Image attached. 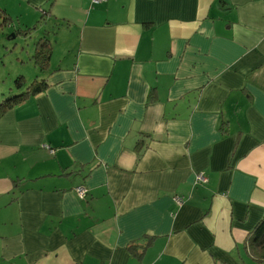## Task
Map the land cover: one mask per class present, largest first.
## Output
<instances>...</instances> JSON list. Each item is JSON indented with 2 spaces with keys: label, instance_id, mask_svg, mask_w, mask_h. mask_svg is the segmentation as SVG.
Returning a JSON list of instances; mask_svg holds the SVG:
<instances>
[{
  "label": "crops",
  "instance_id": "obj_1",
  "mask_svg": "<svg viewBox=\"0 0 264 264\" xmlns=\"http://www.w3.org/2000/svg\"><path fill=\"white\" fill-rule=\"evenodd\" d=\"M0 6L50 46L0 117V264H256L264 0Z\"/></svg>",
  "mask_w": 264,
  "mask_h": 264
},
{
  "label": "rangeland",
  "instance_id": "obj_2",
  "mask_svg": "<svg viewBox=\"0 0 264 264\" xmlns=\"http://www.w3.org/2000/svg\"><path fill=\"white\" fill-rule=\"evenodd\" d=\"M1 8L4 14L0 11V101L23 90L24 87H16V77L22 76L28 84L38 75L33 71H40L31 62L34 43L37 41L35 29L28 30V34L20 33L31 28L36 18L30 10L20 13L18 9L10 11L6 7L7 10ZM4 17L11 19L4 22ZM12 34L15 35L10 37Z\"/></svg>",
  "mask_w": 264,
  "mask_h": 264
},
{
  "label": "trees",
  "instance_id": "obj_3",
  "mask_svg": "<svg viewBox=\"0 0 264 264\" xmlns=\"http://www.w3.org/2000/svg\"><path fill=\"white\" fill-rule=\"evenodd\" d=\"M0 11L4 14V9L1 7ZM8 20L9 17H4V22H7ZM21 32L23 34L26 31L22 30ZM14 35L12 34L10 37ZM49 53L50 46L46 39H40L38 42H36L31 58L34 65L41 70L46 69L48 66ZM14 83L17 88H24L18 94H14L0 101V117L15 105L25 101L29 96L40 93L46 87V83L43 80H33L26 84V81L22 76L16 77L14 79ZM247 242H249V246L251 247L252 252L255 254L254 256L257 259L256 264H264V215L248 233Z\"/></svg>",
  "mask_w": 264,
  "mask_h": 264
},
{
  "label": "built area",
  "instance_id": "obj_4",
  "mask_svg": "<svg viewBox=\"0 0 264 264\" xmlns=\"http://www.w3.org/2000/svg\"><path fill=\"white\" fill-rule=\"evenodd\" d=\"M88 1L91 4H99V3L103 2L104 0H88ZM50 151L52 152V150H50ZM195 179H196L197 183H204L207 180L206 177L202 173H197ZM75 191H76V193L78 194V196L80 198H84L87 195V189H85L82 186L76 187ZM175 202L177 204H181L182 203V199L177 196V197H175Z\"/></svg>",
  "mask_w": 264,
  "mask_h": 264
}]
</instances>
